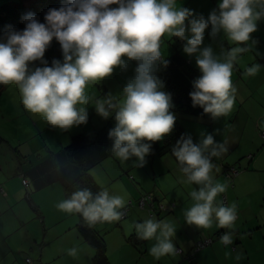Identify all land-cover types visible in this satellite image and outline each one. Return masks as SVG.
Segmentation results:
<instances>
[{"label": "clouds", "instance_id": "1", "mask_svg": "<svg viewBox=\"0 0 264 264\" xmlns=\"http://www.w3.org/2000/svg\"><path fill=\"white\" fill-rule=\"evenodd\" d=\"M256 2L222 0L205 19L178 7L177 0H67L59 9L48 11L45 23L28 13L22 32L9 27L0 37V85L15 84L25 111L41 116L53 128L68 131L87 122V107H77L91 100L85 94L86 86L98 84L117 66L126 69L122 58L135 61L134 76L123 88V99L109 94L96 99L94 108L103 119L114 114L115 125L108 132L112 154L122 161L135 158L134 163L143 167L152 144L171 133L175 124L171 95L161 91L163 83L155 75L158 64H168L160 50L161 38L165 34L178 38L184 42V54L195 56L201 75L192 82V107L201 108L213 120L219 119L234 105V64L240 54L251 51L247 43L250 34L264 17V11L255 10ZM259 7L264 9V3ZM209 25L213 39L222 33L236 46L222 50L219 56L210 46L201 48ZM53 39L60 45L63 62L53 60L48 67L43 57ZM34 61L45 66L33 70L29 65ZM260 69L253 64L247 68V75L255 76ZM227 151L212 134L203 135L199 143L182 135L172 147L183 174L180 182L198 186L189 193L193 204L184 213L185 223L200 230L213 224L225 229L220 240L226 246L234 242L232 232L238 213L235 203L229 206L217 201L227 184L216 182L212 158ZM121 191L114 194L103 188L93 193L77 185L56 208L65 214H79L89 227L119 221L127 202V193ZM130 228L137 239L155 241L149 250L155 259L176 255V227L172 222L151 216ZM69 254L75 256L76 249Z\"/></svg>", "mask_w": 264, "mask_h": 264}, {"label": "crops", "instance_id": "2", "mask_svg": "<svg viewBox=\"0 0 264 264\" xmlns=\"http://www.w3.org/2000/svg\"><path fill=\"white\" fill-rule=\"evenodd\" d=\"M52 1L44 0L34 12H30L33 4L29 12L36 16ZM256 3H264V0H257ZM257 8L264 11L259 6ZM263 58L245 62L236 77L232 76L237 89L235 99L238 100L233 108L239 107L238 114L231 110L226 116L215 120L209 115L195 114L181 119L184 129L196 143L200 142L203 135L212 134L215 142L228 148L227 152L212 158L216 165V182L227 184L223 175L224 165L239 169L232 179L233 186L227 184L224 192L228 202L231 205L235 203L237 207L238 218L232 232L236 247L232 249L223 245L218 237L221 229L215 224L210 229L200 230L185 223L184 213L193 204L189 193L198 186L180 182L183 174L173 157L146 156V164L138 167L134 163L135 158L122 161L112 155L90 170L92 178L102 189L108 188L114 194H122L123 190L127 193V201L137 195L150 194L164 207L169 204L174 206L172 211L163 212L135 209L119 223H99L98 230L103 232L109 264H264V137L261 135L264 129ZM186 61L193 64L191 57L186 58ZM253 64L260 65L261 69L255 76H249L247 68ZM101 82L86 86L85 94L91 97L88 105H77L87 107L86 124L74 126L68 131L53 128L41 116H33L25 111L17 86L5 85L0 95L2 142L9 144L2 130L3 123L12 120L6 116L11 112L24 115L14 127L16 132L27 137L29 132L35 131L40 138H30L25 142L29 151L26 154L20 151L24 140L17 139L14 148L20 153V158L16 160L14 170L10 158H6L5 163L0 159V264H26L25 258H30L32 264H93L94 250L78 233L76 217L56 208V204L64 199L61 184L56 181L38 189L26 173L44 161L49 152L65 146L72 135L89 134L107 122L108 119L97 115L94 108L95 100L106 96V92H101ZM13 99L17 107L8 110ZM18 100L20 103H17ZM2 149L0 145V151ZM24 156L29 163H24ZM22 177L27 178V186L23 184ZM217 201L220 202V195ZM149 213L157 220L170 221L175 225L173 243L175 248L181 250L176 251V255L157 260L149 254L154 240L144 241L143 252L127 241L129 235L135 234L130 225L143 222L149 218ZM30 223L33 226L30 227ZM207 236L212 237L213 241L207 246L196 248V242L207 239ZM73 248L76 249L75 256L69 254Z\"/></svg>", "mask_w": 264, "mask_h": 264}, {"label": "trees", "instance_id": "3", "mask_svg": "<svg viewBox=\"0 0 264 264\" xmlns=\"http://www.w3.org/2000/svg\"><path fill=\"white\" fill-rule=\"evenodd\" d=\"M5 1L7 0L0 1L3 2L0 4V37L3 36L9 27L15 31L22 32L26 26L23 18L28 13H30V6H32L37 0ZM66 3L67 0H53L48 6L42 9L39 14L35 16V18L38 22L45 23L44 17L50 9H59ZM109 7L114 8L117 7V5H110ZM181 42L183 41H180L179 45L182 44ZM43 60L47 62L46 66L48 67L52 66L53 60H59L63 62V55L60 45L55 39L50 42L49 47L45 51ZM167 61V67L158 64L155 75L163 83V88L161 91L171 95L173 107L170 109V111L175 116V124L171 133L166 135L161 141L152 144L151 154L148 156L162 157L165 155H170L175 159V157L172 155V147L176 144L177 140H179L182 135L190 136L192 138V136L184 129L181 119L184 117V115L188 114L200 116H204L206 114H204L203 110L199 107L193 108L191 99L189 97V93L193 91L192 82L199 78L201 75L200 71L194 66L190 65L186 59H184V57L179 55L178 50L172 56V58L167 59ZM262 61H264V58ZM43 66L45 65H42L39 61H34L29 65V67L33 70L36 67ZM4 87L5 85H0V95ZM114 125L115 121L113 114L99 129L93 130L89 134L76 133L72 135L65 146L55 152H49V156L44 161H41L36 166H33V168H30L26 175L31 177L30 181H33L34 187L38 189L46 186L49 183L58 181L62 186L64 199H66L71 195L72 192L76 190L77 185L82 188H89L93 193L100 191L102 188L94 181L90 170L94 166L100 164L102 161L113 155L111 151L112 141L108 139V132L114 127ZM193 142L196 143L194 140ZM1 143L2 137L0 136V144ZM176 163L178 165L177 161ZM234 170H236V172H234ZM228 171L230 172L226 176V172ZM238 172L239 169L237 167L225 165L223 175L227 184L233 186L232 179ZM22 178L27 179L25 177ZM150 196L154 199V202L151 206L148 205V211H172L174 205L169 204L164 208H160L161 202L154 196ZM220 201H222L225 205H231L228 202L225 193L220 194ZM32 207L36 209L35 206ZM125 208L127 211L122 219L127 216L128 210L130 209L129 205H127ZM74 215L76 217L75 226L78 233L82 239L94 250L92 257L93 264H109L106 242L102 234L103 232L98 230L99 223L89 227L79 214L74 213ZM121 220L116 222L119 223ZM224 231L226 230L221 229L219 231V239ZM207 238L210 239V243L213 241L212 237L207 236ZM127 241L135 246L136 249L143 252L142 245L144 241L137 239L136 234L129 235L127 237ZM209 244H206L205 246ZM227 246H230L233 249L236 247V244L232 243L231 245ZM177 249H179V251H177ZM176 251L180 252L181 250L180 248H176ZM189 259H192V255H190ZM25 262L26 264H32V260L30 258H25Z\"/></svg>", "mask_w": 264, "mask_h": 264}, {"label": "rangeland", "instance_id": "4", "mask_svg": "<svg viewBox=\"0 0 264 264\" xmlns=\"http://www.w3.org/2000/svg\"><path fill=\"white\" fill-rule=\"evenodd\" d=\"M11 1V0H7ZM5 1V2H7ZM44 0L38 1L36 4H34L30 8V12H34L37 8V6L43 2ZM222 0H177V6L180 8H187L193 11L194 15H202L205 19L209 16L210 12H212L214 9H218L219 3H221ZM3 2H0V4ZM259 4L256 3L255 10H258ZM257 30L250 34V40L247 42L248 46L250 47L251 51L242 53L239 55L238 60L234 64V68L232 71L233 78L236 77L238 72L241 70V65L245 62L249 61H256V59L264 57V17H262L257 22ZM187 25V21L185 22ZM211 32V26L209 25L208 28L205 29L204 32V40L201 45V48L203 47H212L213 51L219 56L222 50H228L231 47H235L236 45L231 44L226 37L223 36L221 33L218 35L215 39H213L210 36ZM186 35H189V33L186 31ZM161 43V53L163 55V58L165 60L172 58V56L176 53V51H179V55L184 57V59L188 58L184 52H182L183 43L180 44V40L175 37H169L168 34H165L162 38ZM193 59V64L195 68H197L195 63V56H191ZM127 63V68L122 69L121 67L117 66L114 68L112 74L108 77L103 78L101 81L102 86L100 87L101 92L105 93L106 96L111 94L112 96H118V99H123L122 93L123 88L125 87L126 83L133 78L134 76V70L136 68V62L135 61H129L127 58H122ZM240 67V68H239ZM198 69V68H197ZM199 70V69H198ZM99 90V89H98ZM237 99H235L234 103H237ZM17 103H20L19 100ZM17 107V104L13 101L11 102V105L8 107V110L14 109ZM238 106H235L232 108L233 113L238 114L237 112ZM6 111V110H5ZM193 114L184 115L187 117L192 116ZM6 116L12 118L11 121H5L3 123V130L2 133L6 135L5 137H8L7 141L9 144H6L2 142L0 145L3 146V149L0 151V159L2 163H5L6 158H10L12 160V169L14 170L16 164V160L20 158V153L17 152V149L14 148L17 144V139H23L24 143L22 147L20 148V151L23 154H26L27 148L25 147V142L28 140H31L30 138L38 139L40 138V135L35 132H29L26 136L20 135L18 132L14 130V127L17 125V121L23 117L24 115H19L18 112H11L7 114ZM185 121V119H183ZM20 123V120H19ZM101 127V126H100ZM29 156V155H28ZM32 158L33 156H29ZM22 160L24 163H29L28 158L26 156L22 157ZM225 169V165L223 166ZM150 194H144V195H137V197L133 198L132 201L128 200L126 203L129 205L130 209L128 210V214L130 215L131 212H133L135 209L141 210V211H147V207L150 203V200L148 198ZM144 197L145 198V204L144 206L139 205V200ZM126 205V206H127ZM149 217H151V213L148 214ZM75 216V215H74ZM33 226V223H30V227Z\"/></svg>", "mask_w": 264, "mask_h": 264}, {"label": "built area", "instance_id": "5", "mask_svg": "<svg viewBox=\"0 0 264 264\" xmlns=\"http://www.w3.org/2000/svg\"><path fill=\"white\" fill-rule=\"evenodd\" d=\"M261 135H262V137H264V129L261 131ZM233 169V168H232ZM231 169V170H232ZM230 170V171H231ZM230 171H228V172H226V176L229 174V172ZM234 172H236V170H234ZM22 182H23V184L26 186L27 184H28V181L26 180V179H22ZM148 198H149V200H150V203H149V205L151 206L152 204H153V202H154V199L149 195L148 196ZM145 198L144 197H142L140 200H139V205L140 206H144V204H145ZM160 208H164V205L163 204H160ZM123 213H124V215H123V217L125 216V214H126V211H127V209L126 208H124L123 210ZM210 243V239H204V240H201V241H197L196 242V248H201V247H203V246H205L206 244H209ZM177 251H179V249H177ZM27 260H29V259H27Z\"/></svg>", "mask_w": 264, "mask_h": 264}]
</instances>
